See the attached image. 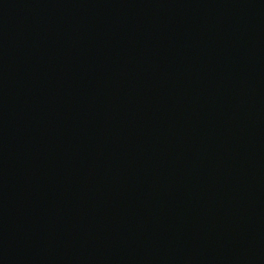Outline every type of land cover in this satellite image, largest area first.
I'll use <instances>...</instances> for the list:
<instances>
[{"label": "water", "instance_id": "water-1", "mask_svg": "<svg viewBox=\"0 0 264 264\" xmlns=\"http://www.w3.org/2000/svg\"><path fill=\"white\" fill-rule=\"evenodd\" d=\"M0 264H264V0H0Z\"/></svg>", "mask_w": 264, "mask_h": 264}]
</instances>
